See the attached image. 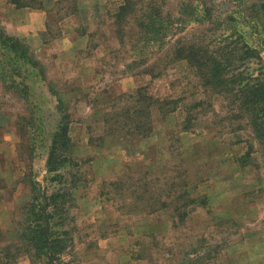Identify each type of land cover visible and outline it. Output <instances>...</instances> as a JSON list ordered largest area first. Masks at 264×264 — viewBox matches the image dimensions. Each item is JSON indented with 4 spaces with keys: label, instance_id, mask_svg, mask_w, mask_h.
Masks as SVG:
<instances>
[{
    "label": "rangeland",
    "instance_id": "obj_1",
    "mask_svg": "<svg viewBox=\"0 0 264 264\" xmlns=\"http://www.w3.org/2000/svg\"><path fill=\"white\" fill-rule=\"evenodd\" d=\"M200 1L0 0L2 32L31 27L16 38L29 63L0 49V264L38 260L18 244L35 197L54 209L63 264H264V148L181 58L210 46L241 85L264 76V37L252 0ZM204 8L213 17L199 24ZM145 11L162 13L155 36L140 29ZM60 98L74 165L64 184L47 168Z\"/></svg>",
    "mask_w": 264,
    "mask_h": 264
},
{
    "label": "trees",
    "instance_id": "obj_2",
    "mask_svg": "<svg viewBox=\"0 0 264 264\" xmlns=\"http://www.w3.org/2000/svg\"><path fill=\"white\" fill-rule=\"evenodd\" d=\"M14 1V0H13ZM242 2V0H237ZM203 4V0L200 1ZM250 10L253 11L252 15L255 18V24L251 27L258 29L262 33L261 37H264V0H252L250 2ZM193 6V11L196 8L193 3H183L179 6L180 14L177 15V19L182 20L181 9L185 7ZM127 6L124 4L119 9V14L125 12ZM208 9H198V13H194L196 16L195 21L202 24L206 22L209 18L213 16L207 13ZM209 12V10H208ZM149 13V12H148ZM147 11L143 13L141 19L139 20V26L142 32L145 31L147 36H155L159 31V26L164 24V19L162 18V13L158 14H148ZM188 14V13H187ZM173 17V16H171ZM226 20L233 21L234 15L229 13L226 15ZM187 21V19L185 20ZM222 23V22H221ZM237 25H240L237 22ZM238 29H243L244 26H237ZM260 37V38H261ZM153 38V37H151ZM264 41V38H261ZM245 42V41H244ZM245 46L248 45L246 42ZM181 48V47H179ZM248 48V47H247ZM0 49L7 51L8 55L12 54L14 57L26 61L29 63V58L26 56V49L21 42L13 37L6 35L0 30ZM264 50V48H262ZM180 50L183 60L187 61L188 64L195 70L196 75L201 83V86L206 90L219 95H226L230 97L231 100L236 104L238 112L242 115V121H245L251 129L252 138L264 148V76H256L251 78L241 85L235 82V78L230 77L227 73L226 63L221 59L222 52L213 51L209 47L198 48L197 46H191L183 50ZM241 50H237L235 54H239ZM248 51L259 61H262L261 51L257 48L246 49L244 52L247 56ZM13 89V87H11ZM142 94L138 95L141 96ZM136 98V95L133 96ZM61 99V98H60ZM58 99L57 108L60 112V120L58 122L57 128L54 133L53 140L49 146L47 168L50 173H55L52 177L54 180L59 179L60 184L70 181L71 172H67V165L73 168L70 156V148L72 145V139L70 136V125L71 119L70 115L66 111L65 102ZM137 99V98H136ZM159 102V101H157ZM176 101H162L159 104L161 108L165 104H169ZM134 121V130L140 131L141 127L137 117H132ZM132 121V122H133ZM138 121V124H136ZM119 125L122 124L119 122ZM60 155L61 160L58 161V156ZM59 170H63V173L57 174ZM52 179V180H53ZM188 192V190L186 191ZM46 197V196H45ZM62 197L60 191L57 190L46 198V200H57ZM191 198V197H190ZM39 198L35 197L32 201V209L28 213V225L22 229L19 233V242L25 246V250L30 252L31 255L38 259L33 264H63L62 256L67 250V246L62 244L63 235L60 231H55V227L50 226L49 219L55 214L54 209L52 211L46 212L50 206L47 208L48 203L41 202L39 205ZM42 201V200H41ZM196 201V200H195ZM38 206V208H37ZM44 208L45 213L49 217L42 218ZM38 209V212L34 213V210ZM66 234V233H64ZM6 248L1 247L0 254H6Z\"/></svg>",
    "mask_w": 264,
    "mask_h": 264
},
{
    "label": "crops",
    "instance_id": "obj_3",
    "mask_svg": "<svg viewBox=\"0 0 264 264\" xmlns=\"http://www.w3.org/2000/svg\"><path fill=\"white\" fill-rule=\"evenodd\" d=\"M33 12H38L37 14H34ZM29 13H31V14H34V15H37L38 17H40V19H41V17H42V15L44 14V12H40V10H37V9H33V10H31V11H29ZM72 15H75V16H77L78 15V12H72L71 13ZM41 23H42V21H39V25L40 26H38L37 27V24L35 23V21H31V22H29V24L28 25H31V26H33L32 27V29L34 28H37L38 30H41V28H43L44 27V23L42 24V26H41ZM17 28H19L18 26L16 27V30H17ZM29 29L31 30V27H28V31H26V34L24 33V34H21V33H19V32H16L15 34L17 35L16 36V38H25V37H28L30 34H31V32H29ZM47 30V29H46ZM23 33V32H22ZM6 34V33H5ZM7 35V34H6ZM8 36H10V34L8 35ZM20 40V39H19ZM164 230H166V228H162V227H158V228H153L152 229V231H157V232H161V231H164Z\"/></svg>",
    "mask_w": 264,
    "mask_h": 264
}]
</instances>
